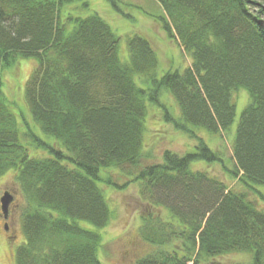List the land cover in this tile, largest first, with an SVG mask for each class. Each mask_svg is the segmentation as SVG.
Masks as SVG:
<instances>
[{"label":"trees","instance_id":"1","mask_svg":"<svg viewBox=\"0 0 264 264\" xmlns=\"http://www.w3.org/2000/svg\"><path fill=\"white\" fill-rule=\"evenodd\" d=\"M72 1L0 0V177L14 170L26 198L15 264H102L100 233L80 223L108 225L99 172L126 167L138 169L140 201L169 219H142L140 235L157 249L134 264H219L235 252L264 264V212L245 193L191 169L198 161L223 164L191 129L230 130L233 93L244 89L250 101L237 122L228 172L264 201L257 190L264 187V0H156L164 12L156 22L190 59L184 70L160 77L148 38L128 37L123 63L119 37L98 14L63 19L62 7ZM19 58L36 61L23 91L31 118L64 150L30 130L50 157H29L2 89V71ZM162 90L178 105L173 124L196 145L140 167L148 105L159 104Z\"/></svg>","mask_w":264,"mask_h":264},{"label":"rangeland","instance_id":"2","mask_svg":"<svg viewBox=\"0 0 264 264\" xmlns=\"http://www.w3.org/2000/svg\"><path fill=\"white\" fill-rule=\"evenodd\" d=\"M62 9L63 19L68 16L83 18L98 14L119 37L118 55L123 63L128 61L127 38L139 34L148 38L155 50L158 58L156 71L158 77L167 71H182L190 65V59L181 46L169 39L159 22H156L164 17L163 9L156 0H74ZM35 64V60L19 58L12 66L2 71L1 78L8 107L17 121L20 142L28 150L29 157L42 158L51 155L46 149L37 147L36 142L28 137L30 130L49 145L64 150L56 140L42 134L38 125L33 122L24 101V85ZM134 80L138 86H146L139 77L135 76ZM233 101L236 107L235 118L226 133L215 135L202 128L191 129L210 149L221 156L223 164L198 161L191 164V169L207 172L231 190L245 193L264 212V201L259 195L246 189L228 172L234 169L231 146L240 114L250 101L248 92L244 89L235 91ZM179 114L176 100L165 90L160 93L158 105H148V116L143 133L144 157L140 167L162 162L164 151L184 155L194 150L195 138L189 137L173 124V120H177ZM137 170L129 167L125 170L101 169L100 181L97 184L102 189L111 213L109 223L102 230L85 222L80 223L82 227L100 233L101 244L98 256L102 264H134L136 260L152 254L157 248L141 237L139 231L142 219L151 214L152 221L158 217L163 221L169 220L166 210L149 208L140 201L138 186L133 182V173ZM257 190L264 197V187L257 186ZM4 192H11L14 198L8 209L9 220L3 219L0 210V264H15L16 249L24 240L21 212L26 205V198L18 186L14 170L0 177V198ZM3 222L7 223V229ZM8 233L11 234L9 238ZM217 261L219 264H249L251 255L235 252Z\"/></svg>","mask_w":264,"mask_h":264},{"label":"water","instance_id":"3","mask_svg":"<svg viewBox=\"0 0 264 264\" xmlns=\"http://www.w3.org/2000/svg\"><path fill=\"white\" fill-rule=\"evenodd\" d=\"M13 198L11 192H4L0 198V210L4 219L8 217V209L13 202Z\"/></svg>","mask_w":264,"mask_h":264},{"label":"flooded vegetation","instance_id":"4","mask_svg":"<svg viewBox=\"0 0 264 264\" xmlns=\"http://www.w3.org/2000/svg\"><path fill=\"white\" fill-rule=\"evenodd\" d=\"M12 203H13V202H12ZM11 205H12V204H11ZM8 218H9V215H8V217L5 219V221H6V220H9ZM3 224H4L5 228L7 229V228H8L7 223H6V222H3ZM6 231H7V230H6ZM7 237H8V238L11 237V234L8 233Z\"/></svg>","mask_w":264,"mask_h":264}]
</instances>
